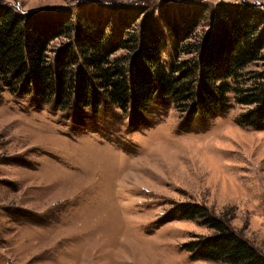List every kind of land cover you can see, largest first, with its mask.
<instances>
[{
    "label": "rangeland",
    "instance_id": "rangeland-1",
    "mask_svg": "<svg viewBox=\"0 0 264 264\" xmlns=\"http://www.w3.org/2000/svg\"><path fill=\"white\" fill-rule=\"evenodd\" d=\"M243 2L264 12V0H0V5L23 14L65 9L74 21L84 13L107 17L128 9L126 23L158 9L162 62L170 68L175 40L159 20L161 7H172L170 19L202 15L188 46L211 29L217 5ZM116 24L117 17L109 32ZM62 42L52 45V53ZM126 55L120 51L111 59ZM243 73L249 83L259 81L264 59ZM228 98L230 106L219 116L182 113L159 95L143 113L134 108L124 113L106 98L99 109L73 105L61 111L34 94L3 89L0 264H227L195 260L184 249L212 234L182 217L184 203L229 219L264 254V130L241 125V115L251 108L238 105L233 94Z\"/></svg>",
    "mask_w": 264,
    "mask_h": 264
},
{
    "label": "trees",
    "instance_id": "trees-1",
    "mask_svg": "<svg viewBox=\"0 0 264 264\" xmlns=\"http://www.w3.org/2000/svg\"><path fill=\"white\" fill-rule=\"evenodd\" d=\"M171 9H159L160 22L175 40L176 58L167 68L161 57L158 9L140 11V16L126 23L123 17L128 9L107 17L84 13L74 21L72 12L65 9L23 14L2 4L0 93L7 89L34 94L61 111L73 105L99 109L106 98L124 113L131 108L145 112L159 95L170 99L180 112L194 116L225 113L233 94L238 105L251 108L241 115L240 124L264 130V74L249 83L251 79L243 73L264 59V12L244 2L219 4L211 29L187 46L185 41L196 36L203 17L170 19L166 16L172 15ZM116 17L117 24L109 32ZM113 33L116 37L111 39ZM59 39L62 46L52 53ZM120 51L127 55L111 59ZM194 53V58L181 60V55ZM180 209L183 218L212 231L184 247L195 260L264 264V254L241 238L229 219L192 203Z\"/></svg>",
    "mask_w": 264,
    "mask_h": 264
}]
</instances>
